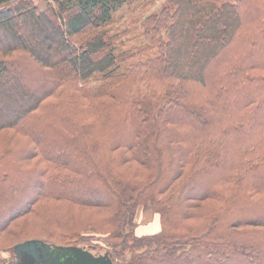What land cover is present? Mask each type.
<instances>
[{"label": "trees", "instance_id": "1", "mask_svg": "<svg viewBox=\"0 0 264 264\" xmlns=\"http://www.w3.org/2000/svg\"><path fill=\"white\" fill-rule=\"evenodd\" d=\"M46 1L0 0V234L42 202L106 212L0 249L101 252L88 231L121 264H264V0H161L123 25L142 0Z\"/></svg>", "mask_w": 264, "mask_h": 264}, {"label": "rangeland", "instance_id": "2", "mask_svg": "<svg viewBox=\"0 0 264 264\" xmlns=\"http://www.w3.org/2000/svg\"><path fill=\"white\" fill-rule=\"evenodd\" d=\"M33 1L42 9L45 8L46 3L48 2L46 0ZM160 1L161 0H142L138 7L127 8L125 6L124 8L117 11L115 21H117V25H123L124 21L127 22L129 19L131 20L139 18L140 14H147L150 12V10H153L160 3ZM142 4H145L143 9L141 7ZM98 87L99 82L92 81L89 84V90L91 94H95L98 91ZM9 134L11 133L8 131L0 133V152L5 146H7L5 144V140L10 137ZM19 143L20 142L15 143V145H21ZM121 168L129 170L133 173L139 172L141 170L140 167L136 166L135 164L133 166V164L130 163L122 165ZM62 203L64 204H60V202L39 203L38 207L42 211L37 213H29L22 217L19 222L15 223L14 229H16V232H3L0 234V246L10 244L15 241L16 238H24L27 236H44L48 237L49 240L60 242V239L56 235L63 231L65 232L69 230L65 228L72 227L75 229H82L88 225L87 223L96 224L99 222V216L101 215L100 210L102 212H106L104 208L95 209L93 207L71 205L67 204L66 202ZM46 210H50V216L45 215L44 212ZM144 215L145 214L143 213L142 216ZM59 217L64 219V223L67 221V225H64V228L57 223V218ZM47 223L49 224V227L46 225ZM50 228H53L55 231H49ZM84 234L94 235V239H92L90 242L95 246L94 250L104 252L102 248L104 245L101 242V236L98 234H92V232L88 231L84 232ZM12 258L13 255H11L10 251L5 250V248L0 249V264H10Z\"/></svg>", "mask_w": 264, "mask_h": 264}, {"label": "water", "instance_id": "3", "mask_svg": "<svg viewBox=\"0 0 264 264\" xmlns=\"http://www.w3.org/2000/svg\"><path fill=\"white\" fill-rule=\"evenodd\" d=\"M10 264H121L107 251L93 252L81 245L47 243L41 239H27L13 245Z\"/></svg>", "mask_w": 264, "mask_h": 264}]
</instances>
